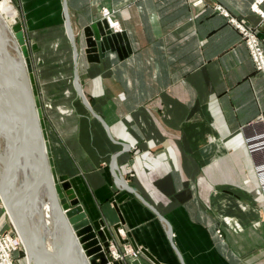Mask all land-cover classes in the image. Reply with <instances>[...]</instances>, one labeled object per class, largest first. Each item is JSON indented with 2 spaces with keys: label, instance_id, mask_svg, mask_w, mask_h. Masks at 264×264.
I'll return each mask as SVG.
<instances>
[{
  "label": "crops",
  "instance_id": "0c3cea01",
  "mask_svg": "<svg viewBox=\"0 0 264 264\" xmlns=\"http://www.w3.org/2000/svg\"><path fill=\"white\" fill-rule=\"evenodd\" d=\"M196 1L67 0L80 82L110 137L75 89L63 0H20L41 102L52 103L54 125L45 122L57 173L91 220L124 229L111 242L149 253L124 264H264V74L215 6L246 19L263 48L264 19L253 0ZM103 6L117 9L131 53L124 40L89 61L84 29ZM6 219L0 201L4 230ZM22 254L17 264H27Z\"/></svg>",
  "mask_w": 264,
  "mask_h": 264
},
{
  "label": "bare ground",
  "instance_id": "6f19581e",
  "mask_svg": "<svg viewBox=\"0 0 264 264\" xmlns=\"http://www.w3.org/2000/svg\"><path fill=\"white\" fill-rule=\"evenodd\" d=\"M18 10L11 0L0 1V194L19 203L16 214L22 225L43 248L69 260L87 264L65 217L59 213L53 185L50 156L41 157L40 130L29 75L12 29ZM108 26L109 22L106 20ZM41 165L36 176V168ZM23 188L16 191L22 182ZM60 228L58 237L47 233ZM45 222V225H44ZM58 228V229H57ZM23 242V239L18 234ZM24 247L25 243L23 242ZM26 249V247H25ZM34 264H60L30 245Z\"/></svg>",
  "mask_w": 264,
  "mask_h": 264
},
{
  "label": "water",
  "instance_id": "95a60500",
  "mask_svg": "<svg viewBox=\"0 0 264 264\" xmlns=\"http://www.w3.org/2000/svg\"><path fill=\"white\" fill-rule=\"evenodd\" d=\"M1 1V0H0ZM63 17L65 19V25L68 37L71 41L74 54V86L77 93L82 98L86 107L90 110L92 115L99 119L101 123L106 128L108 134L111 136L110 128L104 117L93 109L94 101L89 98L80 82L79 76V50L76 43V36L73 30L69 6L67 0H63ZM16 42L20 48L21 54L25 61V66L29 75L28 85L30 86L31 97L34 98L36 105V114H37V129L40 130L41 138V157L42 160L47 152L50 156L51 171L53 174V185L54 192L56 195V201L59 209V213L65 217V220L68 222L69 227L72 231V234L77 242V246L80 250V255L83 260L87 261V264H124L121 260H114L111 256V241L114 238L115 233L119 234V224L114 225L113 227H108L103 220H91L87 213L85 212L83 206L80 204L77 194L72 187V184L69 180L68 175H59L57 173L55 162L52 156L51 145L49 141V134L45 122V115L42 107L41 98L39 95V90L36 82V76L34 71L33 62L31 59L30 49L27 43L25 31L21 22H17L12 27ZM85 42H86V53L89 61H100L102 57L106 56L107 51H119L118 45L119 42L126 41L128 51L125 52L124 56H128V53H131V47L126 31L114 33L108 26L106 20L102 19L92 25L87 26L84 29ZM121 57L123 56L120 53ZM124 147L129 148L126 144ZM122 153V151L116 152L112 157L111 166L115 170L117 169V157ZM41 165L39 164L36 168V176L40 172ZM117 176V175H116ZM117 180L122 183L128 190L129 187L124 183V181L117 176ZM25 185L23 181L19 188L20 190ZM1 196V195H0ZM5 209L9 215V218L14 226L16 232L21 236L26 247V254L29 264H34L33 252L30 249V245L34 247L40 256L49 258L59 262L60 264H72L69 260L63 259L55 253L50 252L49 250L43 248L40 242L36 241L29 231L22 225L19 215L15 212L19 203L16 204V201L9 202L7 197H1ZM154 209V208H153ZM154 211L168 224V221L160 215V213L154 209ZM169 225V224H168ZM169 230L172 232V229L169 225ZM120 235V234H119ZM146 254L149 255L145 249H143ZM157 264L158 261L153 259Z\"/></svg>",
  "mask_w": 264,
  "mask_h": 264
},
{
  "label": "built area",
  "instance_id": "2783aa9c",
  "mask_svg": "<svg viewBox=\"0 0 264 264\" xmlns=\"http://www.w3.org/2000/svg\"><path fill=\"white\" fill-rule=\"evenodd\" d=\"M203 2L204 0H197L195 4L199 5ZM263 3L264 0H253L251 4V10L258 14L262 19H264V9L262 7ZM215 8L225 16L229 17L231 23L240 31L246 45L248 46L256 68L264 74V48L255 27L249 25L246 19H239L231 16L221 5H217ZM116 12L117 11L115 9L110 7H103L101 10V17L109 22V28L114 33H119L124 31V27L121 20L116 17ZM12 231L14 230H10L8 232L0 231V264H14V252L25 248L23 242L18 237V234ZM217 232L220 236H222L220 229L217 230ZM119 234L122 237H126V233L122 227H119ZM110 249L112 258L114 260L121 261L127 257L138 258L142 252L141 247H135L130 242H124L123 249L119 248L114 242H111Z\"/></svg>",
  "mask_w": 264,
  "mask_h": 264
},
{
  "label": "rangeland",
  "instance_id": "374dc122",
  "mask_svg": "<svg viewBox=\"0 0 264 264\" xmlns=\"http://www.w3.org/2000/svg\"><path fill=\"white\" fill-rule=\"evenodd\" d=\"M11 3L16 7V9L18 10V17H17V20H16V22L14 23V24H16L17 22H21L22 24H24V27L23 28H25V30H26V35H27V41H28V44H29V46H30V48L31 47H33L34 45H35V36H33V34L32 33H30L29 31H28V26H27V24H26V19H25V16H24V13H23V9H22V7H21V2H20V0H11ZM103 7H107V6H103ZM102 7V8H103ZM102 8H101V10H102ZM116 11H117V9H115ZM13 24V25H14ZM33 54H32V56H33V62H34V68H35V73H36V79H37V68H36V60H35V51L37 50H35V46L33 47ZM38 50H39V48H38ZM40 69H41V71H42V66L40 65ZM57 81H59V79L57 78L56 79ZM37 81H38V79H37ZM40 83V82H39ZM39 87V86H38ZM41 100H42V98H41ZM42 104H43V111H44V115H45V119H46V121H47V123L48 124H50V123H52L53 125H54V123H53V121H52V119H51V117L49 116V112H48V108L50 107V109H51V104H47V103H44V101H42ZM49 106V107H48ZM51 125V124H50ZM47 127H48V125H47ZM253 149V148H252ZM0 150L3 152V148L1 147L0 148ZM1 158H3V156L1 155L0 156ZM259 173H264V169H260L259 170ZM247 178V177H246ZM236 179H237V182L236 183H240V181L238 180L239 179V177H236ZM241 179H242V177H241ZM245 183V180H241V183ZM252 183L251 184H253L254 182L253 181H251ZM235 183V184H236ZM240 183V184H241ZM262 188H263V191H264V184L262 185ZM1 195V194H0ZM1 197L3 198V196L1 195L0 196V201L2 202V205H4V203H3V201H2V199H1ZM5 207V206H4ZM5 211H6V209H5ZM6 215H7V218H8V220L6 219V221H7V225H10V227L8 228V229H6V230H4L2 227H0V231H2V232H8V231H10V230H14V231H12V232H15L16 234H18L17 232H16V230H15V228H14V226L12 225V222H11V220H10V218H9V215H8V213H7V211H6ZM49 223H50V220H48V222H47V226H46V229H47V233H49V234H51V236L53 237V236H55L56 235V237H58L59 235H60V233H62L61 232V230L59 231L58 230V232H57V230L54 232L53 230H49L48 229V226H49ZM2 224L3 223H1L0 224V226H2ZM44 225H45V222H44ZM2 228V229H1ZM122 249H123V246H122ZM22 252L23 254H22V257L25 259V261H26V263L27 264H29V261H28V258H27V254H26V250H25V248L24 249H19V250H16V252H14V255H13V262H14V264H17V260H18V258H17V256H16V253H18V252ZM140 256V255H139Z\"/></svg>",
  "mask_w": 264,
  "mask_h": 264
}]
</instances>
